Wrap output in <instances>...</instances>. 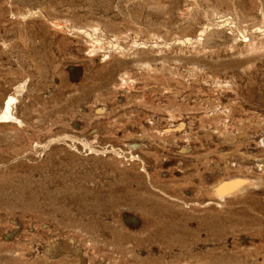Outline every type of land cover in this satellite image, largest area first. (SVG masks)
I'll list each match as a JSON object with an SVG mask.
<instances>
[{
  "label": "rangeland",
  "instance_id": "rangeland-1",
  "mask_svg": "<svg viewBox=\"0 0 264 264\" xmlns=\"http://www.w3.org/2000/svg\"><path fill=\"white\" fill-rule=\"evenodd\" d=\"M9 96L0 264H264V0H0Z\"/></svg>",
  "mask_w": 264,
  "mask_h": 264
},
{
  "label": "water",
  "instance_id": "water-1",
  "mask_svg": "<svg viewBox=\"0 0 264 264\" xmlns=\"http://www.w3.org/2000/svg\"><path fill=\"white\" fill-rule=\"evenodd\" d=\"M246 180L247 179L242 176H233L223 179L216 187V194L221 197H226V195H229L236 191L240 186L244 185Z\"/></svg>",
  "mask_w": 264,
  "mask_h": 264
},
{
  "label": "bare ground",
  "instance_id": "bare-ground-1",
  "mask_svg": "<svg viewBox=\"0 0 264 264\" xmlns=\"http://www.w3.org/2000/svg\"><path fill=\"white\" fill-rule=\"evenodd\" d=\"M12 99L14 100L13 96H9V100L5 101L4 104H3V109L0 113V117H8V116H11L12 115V110H13V107H12ZM16 99V98H15ZM12 117V116H11ZM15 119V118H14ZM0 121H4V119H0ZM216 186V185H215ZM232 194V193H231ZM225 197V196H224Z\"/></svg>",
  "mask_w": 264,
  "mask_h": 264
}]
</instances>
